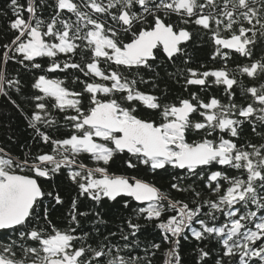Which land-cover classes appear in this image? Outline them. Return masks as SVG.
<instances>
[{
    "label": "snow or ice",
    "instance_id": "6c2138e0",
    "mask_svg": "<svg viewBox=\"0 0 264 264\" xmlns=\"http://www.w3.org/2000/svg\"><path fill=\"white\" fill-rule=\"evenodd\" d=\"M0 97V264H264V0H7Z\"/></svg>",
    "mask_w": 264,
    "mask_h": 264
},
{
    "label": "trees",
    "instance_id": "16d2710c",
    "mask_svg": "<svg viewBox=\"0 0 264 264\" xmlns=\"http://www.w3.org/2000/svg\"><path fill=\"white\" fill-rule=\"evenodd\" d=\"M7 3V0H0V9ZM31 142V129L27 127V122L19 114V112L7 101L6 98L0 97V147H5L14 154H21L25 145ZM163 187L167 186L166 181L160 182ZM66 211L62 209L56 213V219L60 220L62 214ZM153 233L151 229L145 230L142 239H152ZM194 243V242H193ZM183 256L185 264H194L192 255V244L184 242ZM162 253H157L153 264H163Z\"/></svg>",
    "mask_w": 264,
    "mask_h": 264
}]
</instances>
